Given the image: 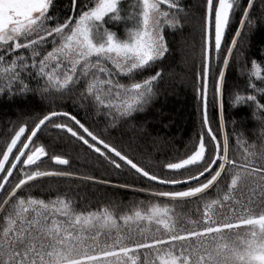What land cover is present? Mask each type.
Listing matches in <instances>:
<instances>
[{"label": "snow or ice", "instance_id": "1", "mask_svg": "<svg viewBox=\"0 0 264 264\" xmlns=\"http://www.w3.org/2000/svg\"><path fill=\"white\" fill-rule=\"evenodd\" d=\"M254 3L202 0L194 85L202 130L189 152L160 173L71 110L49 107L12 126L0 144V264H264V133L249 142L228 131L223 115L226 71L252 27ZM185 13L181 0H69L63 8L57 0H0V95L48 99L76 92L82 108L115 127L157 95L162 71L155 68L169 51L165 29L182 28ZM262 65L252 59L251 91L236 93L233 105L254 106L264 128V86L253 82L264 85ZM49 127L147 183L113 185L75 175L67 170L70 158L55 150L60 145L43 138ZM46 162L53 167H42ZM46 177H75L145 197L85 210L68 193L46 200L24 191ZM193 202L195 218L177 215L178 205Z\"/></svg>", "mask_w": 264, "mask_h": 264}, {"label": "trees", "instance_id": "2", "mask_svg": "<svg viewBox=\"0 0 264 264\" xmlns=\"http://www.w3.org/2000/svg\"><path fill=\"white\" fill-rule=\"evenodd\" d=\"M181 2L186 7L187 19L179 30L165 29L169 51L155 68L162 71V78L156 85L157 95L142 111L112 127L105 119H98L95 113L90 114L87 108H82L76 92L48 99L31 92L26 96L17 95L15 98L0 95V144L17 122L29 120L47 111L49 107H56L71 110L79 118L86 120L94 130L102 132L107 140L115 143L135 161L153 172L160 173L166 162L183 158L198 141V134L202 130V105L194 88L201 61L202 0ZM242 3L246 6L247 0H242ZM57 4L63 8L69 4V0H57ZM241 15L233 18L229 35L234 34ZM251 19L252 27L245 29L246 35L240 41L236 59L230 61L226 71L223 115L225 126L230 133H242L243 138L249 142H258L264 128L257 119L258 113L254 115V106L236 108L233 105V96L236 93L246 95L251 91L248 88V74L252 59L264 62V3L261 0H255ZM253 82L257 83L258 87L264 86L254 78ZM31 86L36 87L34 83ZM209 110L210 116L218 122L217 109L213 107L211 98ZM63 135L60 130L49 127L45 130L43 138L50 145L59 144L60 147L55 150L70 158L68 171L77 176L92 175L97 179H109L113 185L127 183L141 187L147 183L126 168L117 172L106 161L86 151L66 136L61 140ZM42 167L53 166L46 162ZM24 191L46 200L54 198L58 193H68L76 202L77 208L85 210L108 204L123 207L145 197L144 193L97 185L90 181L84 182L75 177H46L35 183L31 189L26 188ZM176 212L178 216L195 218L196 204L193 202L186 208L178 205Z\"/></svg>", "mask_w": 264, "mask_h": 264}]
</instances>
